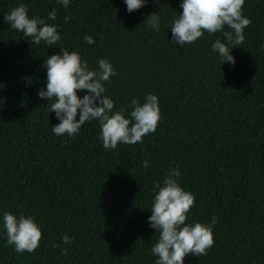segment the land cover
<instances>
[{
  "label": "trees",
  "instance_id": "16d2710c",
  "mask_svg": "<svg viewBox=\"0 0 264 264\" xmlns=\"http://www.w3.org/2000/svg\"><path fill=\"white\" fill-rule=\"evenodd\" d=\"M181 3L146 0L130 13L124 0H69L67 7L0 0V264H155L153 187L177 167L179 183L196 198L186 223L217 221L213 247L185 264H264V0H245L251 23L231 50L235 65L212 49L221 33L171 43ZM20 4L56 24L62 40L35 45L11 29L4 15ZM152 13L159 31L144 23ZM61 48L78 52L90 70L102 58L112 63L116 75L104 95L126 117L133 98L142 104L156 95V131L112 150L103 147L98 120L74 137L54 134L53 101L37 93L46 89L47 58ZM5 212L35 217L43 232L35 252L7 244Z\"/></svg>",
  "mask_w": 264,
  "mask_h": 264
},
{
  "label": "clouds",
  "instance_id": "9594fccd",
  "mask_svg": "<svg viewBox=\"0 0 264 264\" xmlns=\"http://www.w3.org/2000/svg\"><path fill=\"white\" fill-rule=\"evenodd\" d=\"M57 2L65 7L69 4V0ZM124 2L131 13L145 6L146 0ZM244 4L245 0H182L180 7L183 11L173 19L170 27L173 37L171 43L184 46L195 43L205 32L221 33L222 36L212 44V49L224 63L235 65L231 50L244 42V30L251 23L243 15ZM56 17L55 10L48 15L51 21H55ZM64 19L67 22L69 18L66 16ZM4 20L10 24L11 29L31 37L32 44L40 45L44 42L52 46L62 40L56 24L46 23L39 17H30L25 4L14 7L9 14L4 15ZM144 23L159 31L158 13L150 14ZM85 42L95 43L91 36H86ZM44 67L47 69L46 89L39 90L37 95L48 102L53 101L50 110L55 112L60 121L52 126V132L57 136L67 134L74 137L86 122L98 120L103 147L112 150L119 144L143 143L145 135L156 131L161 119V109L158 97L154 94H148L142 104L133 98L129 117H126L123 109L114 111V101L104 95L105 82L116 75L114 66L108 59H100L98 68L90 70L88 62L78 52L61 48L58 54L47 58ZM85 90L87 94L81 98L79 93ZM143 165L147 168L149 161L146 159ZM180 175L179 168H174L165 176L163 184L157 182L153 187L154 199L149 225L158 233V239L151 250L153 256L158 257L155 264H185V258L189 254L196 257L207 255L215 242V217L211 225L203 222L186 223L196 198L181 186L178 181ZM2 220L8 245L14 246L17 253L35 252L43 232L34 216L20 215L17 218L16 215L5 212ZM71 239L67 234L63 236L65 244L70 243ZM62 255H68L67 248L62 250Z\"/></svg>",
  "mask_w": 264,
  "mask_h": 264
}]
</instances>
